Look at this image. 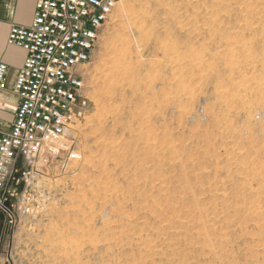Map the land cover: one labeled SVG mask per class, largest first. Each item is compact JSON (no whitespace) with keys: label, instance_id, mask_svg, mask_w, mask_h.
<instances>
[{"label":"rangeland","instance_id":"rangeland-1","mask_svg":"<svg viewBox=\"0 0 264 264\" xmlns=\"http://www.w3.org/2000/svg\"><path fill=\"white\" fill-rule=\"evenodd\" d=\"M81 68L82 160L0 264H264V0H117Z\"/></svg>","mask_w":264,"mask_h":264},{"label":"built area","instance_id":"built-area-1","mask_svg":"<svg viewBox=\"0 0 264 264\" xmlns=\"http://www.w3.org/2000/svg\"><path fill=\"white\" fill-rule=\"evenodd\" d=\"M116 4L35 0L30 22L9 29L7 42L25 56L14 81L18 103L12 124L0 130V212L7 233L16 222V202L21 215L31 219L47 210L50 193L41 179L53 162L62 167L82 160L71 133L85 103L81 67L90 61ZM6 72L0 62V88Z\"/></svg>","mask_w":264,"mask_h":264},{"label":"crops","instance_id":"crops-1","mask_svg":"<svg viewBox=\"0 0 264 264\" xmlns=\"http://www.w3.org/2000/svg\"><path fill=\"white\" fill-rule=\"evenodd\" d=\"M35 0H0V62L7 65V72L0 88V130H9L18 99L14 92V81L25 56L23 49L7 42L9 29L13 25H27L34 10Z\"/></svg>","mask_w":264,"mask_h":264},{"label":"bare ground","instance_id":"bare-ground-1","mask_svg":"<svg viewBox=\"0 0 264 264\" xmlns=\"http://www.w3.org/2000/svg\"><path fill=\"white\" fill-rule=\"evenodd\" d=\"M120 75V74H119Z\"/></svg>","mask_w":264,"mask_h":264}]
</instances>
